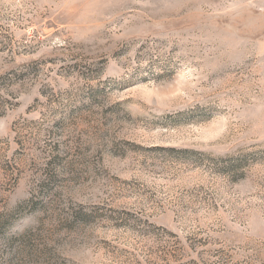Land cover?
I'll list each match as a JSON object with an SVG mask.
<instances>
[{"label":"rangeland","instance_id":"374dc122","mask_svg":"<svg viewBox=\"0 0 264 264\" xmlns=\"http://www.w3.org/2000/svg\"><path fill=\"white\" fill-rule=\"evenodd\" d=\"M0 264H264V0H0Z\"/></svg>","mask_w":264,"mask_h":264}]
</instances>
